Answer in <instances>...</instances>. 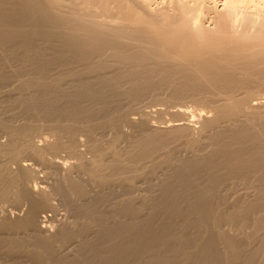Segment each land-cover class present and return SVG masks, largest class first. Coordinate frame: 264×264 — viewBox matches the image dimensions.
Masks as SVG:
<instances>
[{
  "label": "bare ground",
  "instance_id": "6f19581e",
  "mask_svg": "<svg viewBox=\"0 0 264 264\" xmlns=\"http://www.w3.org/2000/svg\"><path fill=\"white\" fill-rule=\"evenodd\" d=\"M260 3L264 0H160L154 6L149 0H0V62L20 58L35 66L33 77L17 82L19 90L9 88H33L14 95L31 116L12 124L0 109V131L6 136L0 140V158L18 166L11 171L0 165V198L28 202L33 218L29 227L17 221L16 228L39 234L36 217L51 206L55 190L66 195L82 220L80 229L58 227L59 240L68 242L64 249L72 250L66 254L81 248L94 256L111 251L129 259L146 251L144 264H216L223 258L227 264L231 259L256 264L258 255V264H264L263 243L239 247L232 235L219 230L223 218H245L264 208ZM207 17L210 27L204 25ZM19 46L23 53L15 50ZM126 82L132 92L164 86L172 97L197 95L198 104L213 115H199L198 125L182 120L188 114L184 109H179L182 118L162 124L146 114L129 116L110 95L124 92ZM135 130L141 134L133 140ZM170 142L174 148L167 149ZM62 150L75 161L65 165L58 156ZM159 151L163 156L155 160ZM139 159L162 166L166 177L156 185L163 191L171 188L169 177L187 179L180 193L186 206L165 209L160 222L154 205L173 194L139 196V206L123 198L112 209L107 204L111 194L140 190L142 171L131 172V162ZM37 169L54 176L52 184L35 181ZM59 171L63 176L55 177ZM240 183L256 190L254 195L243 191L253 200L226 215L218 213L209 202L216 187L232 191ZM256 215L252 221L263 226L264 211ZM0 227L12 234L11 227ZM117 258L104 264H115Z\"/></svg>",
  "mask_w": 264,
  "mask_h": 264
},
{
  "label": "rangeland",
  "instance_id": "374dc122",
  "mask_svg": "<svg viewBox=\"0 0 264 264\" xmlns=\"http://www.w3.org/2000/svg\"><path fill=\"white\" fill-rule=\"evenodd\" d=\"M149 2L153 6L160 4V0H149ZM260 7L261 10L258 16V26H263L260 25V22H264V4L260 3ZM241 9H243V7H241ZM211 14L212 13L210 12L208 16H210ZM209 18L207 17L204 20V25H208L210 27L212 26V23L209 22ZM15 50L19 53H23L25 51V49L20 46L15 47ZM69 66L70 65L68 64L63 67H57L49 70V72L64 70ZM34 72L35 66L29 64L28 62L22 61L20 58L8 59L3 62H0V91L4 90L3 92H0V109L2 110L1 115L5 119H7V121L5 120L6 122L12 124L22 123L31 116V113L24 110L25 106H22L26 104H22L23 102H20V99L15 96H18L19 94H22L24 92L26 93L28 90H30L29 88H25V91L24 89L21 90L22 93L21 91L18 92V90L20 89L18 88L20 84L18 85L17 82H21V80H26L28 78L33 77ZM13 86L15 88L17 87L18 90L15 89L10 91ZM122 88L125 89V91L123 90L124 92H119L115 90L110 92V95H112L116 100H118L119 104L121 103L122 111L126 114H129V116L131 115L134 117H139L141 114H146L149 117L150 121H152L153 123L162 124L164 122H169L172 119L182 118L183 115L179 112V109H184L188 112V114L186 116L187 119L182 120L189 121L193 125H198L197 120L199 115H213V112L208 108V106H205V104H198L196 100L197 95H180L177 97H172L169 94V89L165 88L164 86L158 88L154 92H132V90L130 89L129 82H126L122 86ZM33 92L35 91L33 90ZM14 97L17 99H15ZM13 98L14 100H12ZM254 101L256 100H252V102ZM260 101L263 104L264 108V94L260 95ZM15 103L20 104L16 105ZM17 106H21V108H18ZM22 107L24 109H22ZM27 114H29V117H26ZM33 122L38 123L39 121L33 120L32 123ZM125 128H127V126H125ZM140 134V130H135L131 136V139H136ZM0 140H6V136H4L1 131ZM174 144L175 143L172 142L168 143L167 149L174 148ZM79 147L81 149H85V146L83 145H80ZM208 147L209 146L207 145L204 150L208 151ZM61 152L62 153H58V156H60L61 160L65 162V165H68L75 161V158L69 155L68 152H65L63 150ZM161 152L162 151H159L155 154V160H158L163 156L161 155ZM86 155L90 156V153H87ZM29 161L31 162V166L38 167L36 161ZM131 163L135 167L134 170L131 171L132 173H139V171H142V177H140V179H144L142 180V182L141 180L139 182L141 184V188L138 191H127L128 189L126 188L124 190H121L122 192H115L111 194L110 197H108L107 199V204L111 206L112 209H114V207H116V204H118L115 203V201L119 202L123 198L131 199L130 201L133 205L139 206V204L141 203V201L139 200V196L152 197L160 194H165V192L173 194L174 197L171 200L168 199L165 202L159 201L156 202V204L154 205V208H156V212H158L159 214H156V218L160 222L161 220H163V216L165 215L163 213L165 209L177 206H186L185 203L180 200L182 196L180 193L183 192L182 185H189V181L187 179H185L184 177H169V180L171 181V188L170 190L163 188L164 190H166L163 191L162 188L156 185L160 177H166V175H162V166H151V163L144 159H139ZM4 164H7V170L16 171L18 168L16 163L7 162L6 157L2 156L0 158V165L3 166ZM75 173L76 172L74 171L72 172L75 177H78ZM34 176L32 174V178L35 179V181L44 179L46 182H48V184H52L54 178V176L43 172L42 169H37L34 173ZM56 176H63L62 172H56L55 177ZM229 183H233V181H228L227 184ZM242 186L243 185L240 183V185L238 184L237 186H235L232 191H228V188H225L223 185L216 187V194H212L209 198L210 204L214 205L216 211L218 213H223V215L228 214V212L234 209L237 205H248L249 202H251V200L253 199L250 198L251 195H243V191H248L251 194L252 192H254V195L256 190L252 188L246 189L245 186ZM87 187L90 188L89 185ZM223 195L226 196L225 202H223L221 198ZM113 202L114 205H112ZM50 203L51 206L39 212L36 217L35 224L40 229L39 234H37V231H34L32 228H20L19 230V228H16L17 226L15 225L17 224V221H19L23 223V227H29L28 222L33 218L28 215L31 209L30 204L28 202L23 201L21 199L3 200L0 198V223H3L4 228L7 226L11 227L8 228L9 230L12 229V234H10L9 236L7 233L4 232L5 229L0 227V264H104L107 261H110L111 259L117 258L116 254L113 252L111 253V251H108L110 253L102 252L101 256H94L93 254H91L92 252H90L92 250L87 251L80 248V250L78 251L79 248L77 247L76 250L74 249V253L70 252L71 254H66L65 252H69L72 250L64 249V246L67 245L68 242L65 243L64 241L59 240V236L57 234L58 227L63 225L70 230L76 229L78 226L82 227V220L81 218L79 219V217L76 216V214L79 213H77V211H75L72 205L67 202V197L65 194L56 192L55 190H51ZM149 204L150 203H148V201H145L144 203L142 202V206L145 212L148 211ZM260 211H264V208H260L259 210L254 211L253 213H251V215L245 218L236 217L231 220L223 218L222 222L220 223L219 230H223L226 233L228 232L230 236L232 235L231 237L234 238L239 247L252 248L254 246L256 247L257 245H260V243L264 244V225L257 227L252 221V218L257 216V213L260 214ZM80 227L78 228L80 229ZM189 231L191 234H195V230L193 228H191ZM63 242L65 244H63ZM88 243L90 244L91 242H83L82 244L88 245ZM222 245L223 243L221 242L217 243V246L219 248H222ZM257 256H255L256 264H258L259 262ZM117 259L118 261L115 264H144L149 259V256L148 252L143 251L142 254H140L139 256H136L135 254V256L129 257V259L127 257L124 259L121 258L122 260L119 258ZM218 261L219 262H216V264H227L226 258L220 259ZM231 261V264L238 263V259H231Z\"/></svg>",
  "mask_w": 264,
  "mask_h": 264
}]
</instances>
